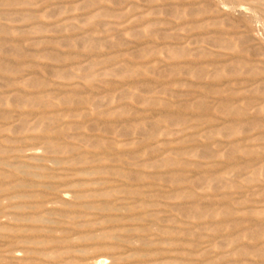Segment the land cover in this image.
I'll return each mask as SVG.
<instances>
[{
	"label": "rangeland",
	"instance_id": "obj_1",
	"mask_svg": "<svg viewBox=\"0 0 264 264\" xmlns=\"http://www.w3.org/2000/svg\"><path fill=\"white\" fill-rule=\"evenodd\" d=\"M0 264H264V0H0Z\"/></svg>",
	"mask_w": 264,
	"mask_h": 264
},
{
	"label": "bare ground",
	"instance_id": "obj_2",
	"mask_svg": "<svg viewBox=\"0 0 264 264\" xmlns=\"http://www.w3.org/2000/svg\"><path fill=\"white\" fill-rule=\"evenodd\" d=\"M177 3V2H176ZM13 40V39H12ZM27 73V72H26ZM127 82V81H126ZM61 90V89H60ZM89 90V89H88ZM152 115V114H151ZM137 119V118H136ZM80 152V151H79ZM2 194V193H1ZM177 204V203H176ZM91 208V207H90ZM226 212V211H225ZM60 237H62V236H60ZM225 257V256H224ZM226 258V257H225Z\"/></svg>",
	"mask_w": 264,
	"mask_h": 264
}]
</instances>
